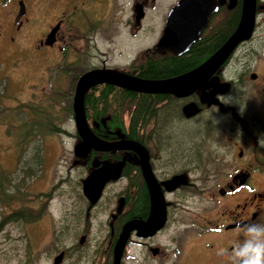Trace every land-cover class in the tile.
<instances>
[{"label": "rangeland", "instance_id": "rangeland-1", "mask_svg": "<svg viewBox=\"0 0 264 264\" xmlns=\"http://www.w3.org/2000/svg\"><path fill=\"white\" fill-rule=\"evenodd\" d=\"M112 2L110 7L99 4V0H49V10L54 15L68 14L70 25L69 29L61 28L55 44L46 49L35 47L39 34L34 25L13 34V41L8 39V35H12L8 28H2L0 169L6 171L18 192L7 202L0 203V264H51L53 256L64 248L67 252L61 264H88L93 248L92 235L104 233L101 228L112 206L113 192L123 183L108 185L94 206H89L83 199L80 185L86 168L76 153L80 139L75 136L70 110L74 83L82 71L92 67L127 70V64L133 58H143V37L130 36L122 24L129 15V0ZM159 2V8L164 6L162 1ZM35 4L42 5L37 1ZM3 12L4 8L0 7V17ZM110 14L117 15L119 23L110 22ZM82 15L90 16L89 21L99 15L107 30L81 29ZM260 20L261 30L233 52L227 73L234 75L232 69L237 68V62H244L258 74L255 82L246 76L243 88L235 91L237 94L245 92L243 106L248 109L247 115L252 113L258 126L262 127L264 138V15ZM109 26L113 29L108 30ZM148 42L151 43L149 38L145 40ZM211 89L207 84L196 92L201 108L192 118L182 117L178 101L165 102L138 133L153 132L154 143H148L160 144L162 155L169 157V161L183 157V162H191L188 161L191 159L194 165H205L211 153L209 125L218 129L215 119L209 123L212 119V110L208 107ZM33 109L42 112L33 111L32 114ZM128 114L124 111L122 116L125 125ZM24 124L22 131L31 124V127L37 128L40 124L58 130L39 131V135L27 138L20 148L17 147L19 127ZM91 162L89 171L101 163L94 159ZM205 170L206 167L190 169L188 178L205 180ZM178 180L184 186L187 175ZM256 182L258 189L264 187V178H258ZM185 193L182 190V194ZM187 200L188 212L200 207L196 198ZM15 211L19 212L15 219L4 220ZM188 212L183 213L184 217ZM83 227H90L88 243L72 248L77 245V234Z\"/></svg>", "mask_w": 264, "mask_h": 264}, {"label": "flooded vegetation", "instance_id": "flooded-vegetation-1", "mask_svg": "<svg viewBox=\"0 0 264 264\" xmlns=\"http://www.w3.org/2000/svg\"><path fill=\"white\" fill-rule=\"evenodd\" d=\"M35 1L42 5H36ZM159 1H162L164 6L159 8V4H161ZM178 1L129 0V15L122 21V24L127 27L125 31L130 36L143 37L141 43L148 55H172L167 52H156L155 45L161 36L170 8ZM252 1L251 36L239 42L233 52L253 38L254 34L262 28L260 17L262 18L264 15V0ZM100 3L110 7L113 4L112 0H99ZM48 4L49 0H0V7L4 8L0 17V35L2 28H8L12 33V35H8V39L13 41V34H19L34 25L39 34L35 47L37 49L52 47L61 28L69 29L70 24L67 21L68 14L62 15V12L54 15L49 10ZM195 4L197 8L209 10L212 7V10L208 12L207 21L201 28L198 39L182 54L172 56L181 57L196 45L201 49V55H205L200 60L202 62L237 27L243 0H196ZM19 6L22 9L18 15ZM39 12H41L40 16H38ZM89 17L82 15L81 29L89 30L94 27L97 32L107 30L102 26L104 20L100 19L99 15L92 17L91 21H89ZM108 19L110 22L119 23V18L115 14H110ZM54 27L56 28L54 41L51 45H47L44 42L45 36ZM112 29L113 27L109 26L108 30ZM148 38L151 43H145ZM208 50L211 51L206 53ZM145 51L143 56H145ZM233 52L205 84L212 87L208 97V107L212 110V119L210 118L209 123H213V119H215L218 128L215 129L213 124L209 125L211 153L205 165H194L191 159L188 160L191 162H183V157L169 161V157L162 155L160 144L148 143L153 142V132L138 133L141 137L137 139L127 138L139 142L146 150L147 164L159 187L164 204L163 218L155 221L152 230L149 228L145 230L141 226L129 230L121 248L118 264H226V258L218 253L221 249H230L233 243L238 240L233 231L235 226L264 217V187L258 189L256 182L258 178H264L262 127L258 126L256 118L251 116L252 113L250 116L247 115L248 109L243 106L245 92L237 94L238 92L235 91L237 88H243L242 82L246 76L249 78L250 74H254V78L249 79L255 82L258 74L250 70L246 63L237 62V68L232 69L234 75H228ZM137 60L140 61V59L133 58L127 65ZM117 71L126 73V70L123 69ZM202 87L184 97H176L168 93L144 94L147 95L148 102L154 103V106L159 109L165 102L178 101L182 117L190 119L200 111L201 107L195 95ZM203 99L207 98L203 97ZM188 102H194L198 111L194 115L185 117L181 109ZM120 138L114 140L117 141ZM79 156L83 159L82 166L86 168V175L81 179L80 189L83 199L89 206H94L102 198L108 185L123 183L113 192L110 201L112 206L108 209V216L104 220L103 226L101 225L104 233L92 235L93 248L90 250L92 254L88 262V264H111L113 249L123 225L128 221L149 222L152 216L151 198L142 174L141 159L137 153L126 149L101 152L88 149ZM93 159L101 163L93 166L89 171ZM104 164H119V172L115 178H109L104 183L99 198L96 201H90L82 193V181L93 170ZM200 167H206V170L203 171L206 176L205 180L200 177L189 179V170L200 169ZM186 175L188 180L182 186L178 178ZM172 179L176 180L174 188L165 184L166 181ZM182 190L186 193L182 194ZM120 198L122 199V208L112 217ZM189 198H196L200 207L198 208L197 205L195 210L188 212L186 204ZM184 212H188L187 217H184ZM159 217H161L160 211ZM157 226L158 228H155ZM89 228H81L77 234V245L72 248L76 246L80 248L88 243ZM80 236H84L81 243L78 241ZM60 251L63 252V256L59 264L65 258L67 249H59L58 252Z\"/></svg>", "mask_w": 264, "mask_h": 264}, {"label": "water", "instance_id": "water-1", "mask_svg": "<svg viewBox=\"0 0 264 264\" xmlns=\"http://www.w3.org/2000/svg\"><path fill=\"white\" fill-rule=\"evenodd\" d=\"M195 2L196 0H179L170 8L161 36L155 45L156 52H167L172 55H180L188 50L189 46L198 39L199 32L205 25L208 12L212 10V7L209 10L197 8ZM21 9L22 7L19 6L18 15L21 13ZM252 22L253 1L243 0L238 25L228 38L198 65L169 78L149 80L109 68H91L82 72L76 78L71 98L72 120L75 132L80 139V143L76 146V153L78 155H83L88 149L100 152L118 149L134 151L140 156L142 174L151 198L152 216L149 222L140 223L139 221H128L123 225L113 249L111 264H118L121 248L129 230L139 226L143 227L145 230L148 228L152 230L155 221L163 218L162 210L164 202L159 187L149 170L146 150L139 142L121 136H118L121 138L117 141L105 140L92 132L86 120L83 106L85 92L92 86L104 83L138 93H168L176 97L188 96L196 89L206 84L207 80L233 52L239 42L251 36ZM55 31L56 28L54 27L46 34L44 39L45 44H52ZM249 78L253 79L254 74H250ZM197 111L198 108L194 102L184 104L181 109L185 117L194 115ZM94 125H97V123L95 122ZM119 169V164H104L97 167L83 179V195L90 201H96L100 196L104 183L109 178H115ZM175 183V179L165 182L170 188H174ZM121 200V198L118 200L112 217L120 212L122 208ZM159 211L161 217H159ZM155 228H158V226ZM83 239L84 236H80L78 239L79 243H81ZM62 256V251L55 254L51 264H59Z\"/></svg>", "mask_w": 264, "mask_h": 264}, {"label": "trees", "instance_id": "trees-1", "mask_svg": "<svg viewBox=\"0 0 264 264\" xmlns=\"http://www.w3.org/2000/svg\"><path fill=\"white\" fill-rule=\"evenodd\" d=\"M208 50L206 53H209ZM205 55H201V49L194 45L186 54L181 57H174L166 54L163 56L148 55L145 51V60L133 62L129 65L126 73L146 79H164L174 75L183 73L203 59ZM142 58V59H143ZM85 71V70H84ZM82 71V72H84ZM77 76H74V79ZM3 95L0 93V103ZM83 106L85 117L92 132L105 140H114L123 136L125 138L137 139L141 137L139 129L148 123L150 118L155 117L157 107L154 103L148 102V97L144 93L132 92L117 88L110 84L95 85L87 89L83 97ZM42 112L39 109H33L31 112ZM72 112V110H70ZM124 111H128V120L126 125L123 122L122 116ZM178 116L180 117L179 113ZM97 125H94V123ZM28 127L22 131L19 127V139L17 147H23L27 138H32L36 134L43 132H55L58 129L50 126V128L42 127L38 124ZM78 138L77 134L75 135ZM104 154V153H102ZM9 187V189H8ZM14 188V190H11ZM7 190V191H6ZM17 188L11 185L10 177L6 171L0 169V203L7 202L13 196H16ZM19 212L9 213L4 220L15 219ZM2 223V220H1Z\"/></svg>", "mask_w": 264, "mask_h": 264}, {"label": "clouds", "instance_id": "clouds-1", "mask_svg": "<svg viewBox=\"0 0 264 264\" xmlns=\"http://www.w3.org/2000/svg\"><path fill=\"white\" fill-rule=\"evenodd\" d=\"M233 231L238 240L218 253L226 264H264V217L239 223Z\"/></svg>", "mask_w": 264, "mask_h": 264}]
</instances>
